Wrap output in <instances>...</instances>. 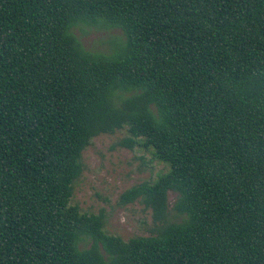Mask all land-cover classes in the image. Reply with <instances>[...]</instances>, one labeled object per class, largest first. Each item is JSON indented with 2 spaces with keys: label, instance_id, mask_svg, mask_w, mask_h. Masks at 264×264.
<instances>
[{
  "label": "trees",
  "instance_id": "trees-1",
  "mask_svg": "<svg viewBox=\"0 0 264 264\" xmlns=\"http://www.w3.org/2000/svg\"><path fill=\"white\" fill-rule=\"evenodd\" d=\"M124 128L168 167L122 194L156 224L127 241L72 204ZM0 264H264V0H0Z\"/></svg>",
  "mask_w": 264,
  "mask_h": 264
},
{
  "label": "rangeland",
  "instance_id": "rangeland-1",
  "mask_svg": "<svg viewBox=\"0 0 264 264\" xmlns=\"http://www.w3.org/2000/svg\"><path fill=\"white\" fill-rule=\"evenodd\" d=\"M76 33L91 51H108L116 40L124 39L118 29L91 28ZM128 136V129L124 128L93 139L83 153L84 171L75 184L72 199V204L78 205L84 213L104 211L106 231L126 241L137 236H151L156 224L153 211L143 203L121 204L122 194L140 183L154 182L168 170L166 165L153 160L149 150L120 146ZM175 200L176 195L169 193L170 208Z\"/></svg>",
  "mask_w": 264,
  "mask_h": 264
}]
</instances>
